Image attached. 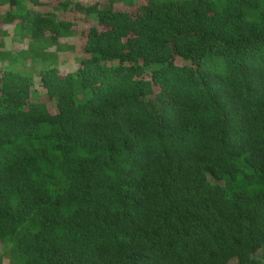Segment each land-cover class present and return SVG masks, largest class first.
Wrapping results in <instances>:
<instances>
[{
    "label": "trees",
    "instance_id": "1",
    "mask_svg": "<svg viewBox=\"0 0 264 264\" xmlns=\"http://www.w3.org/2000/svg\"><path fill=\"white\" fill-rule=\"evenodd\" d=\"M56 2L0 0V264H264V0Z\"/></svg>",
    "mask_w": 264,
    "mask_h": 264
},
{
    "label": "rangeland",
    "instance_id": "2",
    "mask_svg": "<svg viewBox=\"0 0 264 264\" xmlns=\"http://www.w3.org/2000/svg\"><path fill=\"white\" fill-rule=\"evenodd\" d=\"M74 1H80L83 2L85 4H91L92 0H74ZM98 1H103V2H108V0H98ZM141 2H144L145 0H140ZM41 2L45 5H48L47 7L49 8V10H51V7H55L57 6V2L56 0H41ZM115 10H122L124 9V7L122 6V4H116L115 6ZM46 9V6L45 8ZM64 18V17H63ZM65 18L69 21H71L74 24V27L72 28L71 32L63 38H60L57 43L55 42H50V44L48 46H46V52H53L52 54L57 55V59L59 62L61 63H65V61L67 62V64H69L70 62H72V60L76 57H78V54H83L84 53V44L86 41V35L88 33V27L89 25H96V22H91L88 18L84 17L83 15L79 14V13H72V14H68L65 15ZM13 28L14 25L11 26H4L1 29L4 31H10L11 33H13ZM3 36L0 37V50L1 51H9L11 53H19V50H24L28 48V43L29 40H25L24 45L25 46H21L18 44H13L12 42L9 41V38L4 39L5 37L9 36V33H3ZM73 58V59H71ZM31 63V61H27V67L25 68H20L22 70H30L31 73L34 76V92H37V96H35V99L38 98H46L45 96V91L41 88L40 86V81H39V72H40V68L39 65L35 66H29ZM75 66L77 65V63L74 64ZM70 68H74V66L69 67ZM68 69V70H69ZM62 72H65V69L62 67L61 68ZM48 108L50 110V112L55 113V106L53 103H49ZM5 250V249H4ZM3 250V251H4ZM2 251V252H3ZM256 258L259 260H264V251H259L256 253ZM10 252L6 251L4 252V264H10ZM230 264H238L236 260H232L230 262Z\"/></svg>",
    "mask_w": 264,
    "mask_h": 264
}]
</instances>
